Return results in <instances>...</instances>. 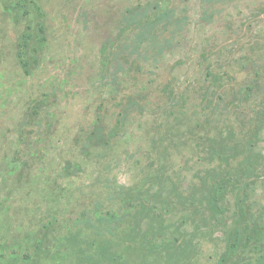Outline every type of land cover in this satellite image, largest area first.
<instances>
[{"label": "rangeland", "instance_id": "374dc122", "mask_svg": "<svg viewBox=\"0 0 264 264\" xmlns=\"http://www.w3.org/2000/svg\"><path fill=\"white\" fill-rule=\"evenodd\" d=\"M0 264H264V0H0Z\"/></svg>", "mask_w": 264, "mask_h": 264}, {"label": "trees", "instance_id": "16d2710c", "mask_svg": "<svg viewBox=\"0 0 264 264\" xmlns=\"http://www.w3.org/2000/svg\"><path fill=\"white\" fill-rule=\"evenodd\" d=\"M31 40V34L30 33H25L22 39L21 45L26 46L27 43Z\"/></svg>", "mask_w": 264, "mask_h": 264}]
</instances>
